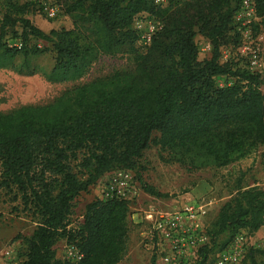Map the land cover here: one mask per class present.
I'll use <instances>...</instances> for the list:
<instances>
[{"label": "trees", "instance_id": "1", "mask_svg": "<svg viewBox=\"0 0 264 264\" xmlns=\"http://www.w3.org/2000/svg\"><path fill=\"white\" fill-rule=\"evenodd\" d=\"M40 1L62 7L73 28L45 34L27 18L39 1L2 0L0 69L34 75L30 62L44 50L31 41L52 48L54 65L45 76L51 84L81 80L103 56L128 55L133 68L77 85L48 104L0 113V193L36 225L22 238V264H119L127 253L129 202L95 200L71 228L81 194L115 171L139 175L138 160L151 145L164 154V163L189 172L227 168L264 146L261 76L245 65L220 62L222 47L240 45L234 17L242 0H166L164 6L155 0ZM253 2V30L264 33V0ZM139 14L159 25L142 53L132 28ZM8 36L20 46H8ZM196 36L209 42V59L198 60ZM219 77L233 83L219 87ZM141 189L170 197L145 183ZM262 227L264 190L237 189L207 229L210 242L197 264L242 232L253 235ZM60 241L81 259L57 258ZM244 259L264 264V249L250 248Z\"/></svg>", "mask_w": 264, "mask_h": 264}, {"label": "rangeland", "instance_id": "2", "mask_svg": "<svg viewBox=\"0 0 264 264\" xmlns=\"http://www.w3.org/2000/svg\"><path fill=\"white\" fill-rule=\"evenodd\" d=\"M16 1L19 4L29 2L27 0ZM1 3L2 0H0V7ZM161 5H166V0ZM45 6L55 8L57 15L54 19H49L44 11V6L39 3L34 12L27 17L35 27L45 34L60 29L71 30L73 28L72 21L64 14L62 7L50 2L46 3ZM255 22L258 21H254L249 26L252 35L250 40H243L242 42L240 38L238 47L228 45L221 48L220 62L225 63L230 60L239 66H246L248 50L257 51L262 64L259 75L262 79L261 92L264 94V33L253 30ZM156 27H158L157 21L148 14H139L135 17L132 28L139 35L135 44L138 52H144L145 40ZM5 41L8 46H20L18 40L11 39L9 36ZM195 41L199 51L198 60L209 59L211 56L209 42L201 36H196ZM31 45H37L39 49L44 50L33 57L30 62L35 71L34 75H18L11 68L0 69V113H8L23 106L48 104L63 92L77 85L106 77L115 71L133 68V62L128 55H119L113 58L103 56L97 60L81 80L51 84L45 79L54 65V53L51 46L42 41H31ZM244 48L246 53H243ZM18 64L19 60H15L13 66ZM231 83L233 80L229 78L219 77L216 79V84L219 87ZM157 136V134H153L152 137ZM255 154L256 159L253 163L238 164L234 169L208 168L189 172L178 164L164 163L162 160L164 154L158 147L151 145L146 149L138 160L139 175L132 173L135 182V194L134 198L129 201L127 253L119 264L150 263V254L142 244L144 225L140 219L141 210H145L148 206L203 200L205 203H210L209 211L203 220V226L207 230L220 207L230 199L237 189L255 187L264 190V150L260 153L256 151ZM138 176L141 181H138ZM106 182L98 181L87 193L81 194L75 200L70 217L71 228L77 227L82 222L85 207L88 204L95 200L105 199ZM142 183L151 186L160 193L168 194L170 197L160 199L149 196L142 191ZM35 226L32 219L22 212V208L17 203L10 202L8 197L0 193V264H22V254L24 253L22 238L29 237ZM260 233L262 234L260 235ZM238 236H244L247 239L248 246L245 254L250 248L264 249V227L253 235L242 232ZM66 247L64 241L56 244L57 258L66 259ZM216 255L209 256L205 264H214ZM239 264L249 263L247 259L243 258Z\"/></svg>", "mask_w": 264, "mask_h": 264}, {"label": "built area", "instance_id": "3", "mask_svg": "<svg viewBox=\"0 0 264 264\" xmlns=\"http://www.w3.org/2000/svg\"><path fill=\"white\" fill-rule=\"evenodd\" d=\"M44 6L49 19L56 17V9ZM164 0H155L161 5ZM258 21L253 0H242L239 11L234 17L237 30L243 40L251 39L249 26ZM159 27V25H158ZM156 27L146 38L145 45L151 39ZM246 49H243V53ZM246 68L251 72H261V61L257 51L248 50ZM105 199H122L131 201L134 198V177L129 171H115L106 179ZM210 203L203 200L174 203L171 205H151L141 210L140 219L144 225L142 244L150 254L154 264H197L201 250L209 245V236L203 226V220L209 211ZM248 242L244 236H237L232 244L217 253L214 264H239L247 249ZM66 259L78 261L81 255L73 246L66 247Z\"/></svg>", "mask_w": 264, "mask_h": 264}, {"label": "crops", "instance_id": "4", "mask_svg": "<svg viewBox=\"0 0 264 264\" xmlns=\"http://www.w3.org/2000/svg\"><path fill=\"white\" fill-rule=\"evenodd\" d=\"M264 150V146L263 147H261V148H259L258 150H257V152L258 153H260L261 151H263ZM255 153L253 154V155H251L250 157H248V158H246V159H244V160H241V161H239V162H236V163H234V164H232V165H230V166H228L227 168H229V169H234V167L236 166V165H238V164H242V163H247V162H250V163H253L254 162V159H256V157H255ZM109 175H110V173L109 174H106L104 177H102L100 180H99V182H104V181H106V179L109 177ZM258 177V176H257ZM203 191V190H202ZM201 191V192H202ZM261 232V231H260ZM262 233H260V235H261ZM259 235V236H260Z\"/></svg>", "mask_w": 264, "mask_h": 264}]
</instances>
